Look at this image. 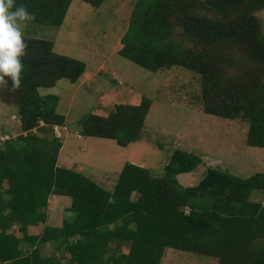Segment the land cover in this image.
Instances as JSON below:
<instances>
[{
    "label": "trees",
    "instance_id": "trees-1",
    "mask_svg": "<svg viewBox=\"0 0 264 264\" xmlns=\"http://www.w3.org/2000/svg\"><path fill=\"white\" fill-rule=\"evenodd\" d=\"M72 1L16 0L32 13L25 23L51 27L63 24ZM81 1L99 7L104 0ZM260 10L264 0H136L119 54L153 73L178 66L198 74L203 112L247 121L246 144L264 149ZM24 38L21 85L0 87V104L16 108L20 124L19 135L0 144V264H160L166 249L206 255L216 264H264V204L252 198L264 196V173L242 178L210 167L183 188L177 175L202 160L175 150L162 176L127 162L106 190L59 167L63 138L52 128H64L65 117L56 111L58 97L40 89L62 79L78 82L86 67L55 53L51 41ZM237 54L253 68L231 74ZM149 109L147 98L119 104L106 117L86 114L75 128L80 136L126 147L141 138ZM49 131L52 138L41 136ZM51 196L71 200L61 226L46 225ZM45 244L52 254L40 253Z\"/></svg>",
    "mask_w": 264,
    "mask_h": 264
},
{
    "label": "rangeland",
    "instance_id": "rangeland-1",
    "mask_svg": "<svg viewBox=\"0 0 264 264\" xmlns=\"http://www.w3.org/2000/svg\"><path fill=\"white\" fill-rule=\"evenodd\" d=\"M135 3L136 0H104L99 7H93L73 0L60 27L21 24L24 36L51 41L55 53L82 61L86 67L78 82L62 79L53 88L40 89L41 95L58 97L56 111L65 117L64 128H52L53 134L55 131L63 138L57 165L80 172L106 190L113 188L127 162L149 169L155 177L162 176L175 150L195 154L202 160L193 172L177 175L178 185L183 188L196 185L210 167L242 178L264 173V149L246 144L248 122L203 112L199 105L198 74L178 66L153 73L120 56ZM255 15L264 36V10ZM235 60L228 66L231 74L253 68L251 62L238 54ZM261 80L264 82V76ZM144 98L150 100V109L142 136L126 147L111 139L80 136L75 128L88 113L106 117L116 105H139ZM15 109L0 104V129L7 133L0 132V144L20 133L19 129L9 127ZM41 136L53 137L51 131ZM254 196L255 201L264 204L263 195ZM51 199L46 225L61 226L63 218L70 214L67 208L71 200ZM42 228L41 225L30 232L39 233ZM53 251L51 244L40 248L42 255ZM122 251L127 252V247H122ZM160 264H216V261L198 253L166 249Z\"/></svg>",
    "mask_w": 264,
    "mask_h": 264
},
{
    "label": "clouds",
    "instance_id": "clouds-1",
    "mask_svg": "<svg viewBox=\"0 0 264 264\" xmlns=\"http://www.w3.org/2000/svg\"><path fill=\"white\" fill-rule=\"evenodd\" d=\"M31 18L24 4L0 0V87H8L9 82L12 89L21 85L27 48L21 24Z\"/></svg>",
    "mask_w": 264,
    "mask_h": 264
},
{
    "label": "crops",
    "instance_id": "crops-1",
    "mask_svg": "<svg viewBox=\"0 0 264 264\" xmlns=\"http://www.w3.org/2000/svg\"><path fill=\"white\" fill-rule=\"evenodd\" d=\"M4 107V106H3ZM5 108H8V107H5ZM11 122H13V123H11V124H9V127L12 129V128H15V131L17 130V129H19L20 130V124H19V122L18 121H16L15 120V117L13 116V115H11ZM4 130L2 129H0V132L2 133ZM4 133V132H3ZM4 134H6L7 135V133H4ZM6 135H4V136H6ZM7 137V136H6ZM5 137V138H6ZM10 138V137H9ZM6 139H8V138H6ZM62 148H63V146H62ZM61 148V149H62ZM61 149H60V151H61ZM60 151H59V153H60ZM59 155V154H58ZM57 160H58V157H57ZM74 171V170H73ZM56 196H51L50 198H49V200H48V204L51 202V198H55ZM70 205H71V202H70ZM70 205H69V207H70ZM69 207L67 208V211L70 213V211H69ZM70 215V214H69ZM48 216H49V214L47 215V218H48ZM66 219V218H65ZM64 218H63V220H65ZM63 220H62V222H63ZM34 229V228H33ZM32 230V229H31ZM34 230H36V229H34ZM46 245V244H45ZM44 246V245H43ZM42 247V246H41ZM53 247V246H52Z\"/></svg>",
    "mask_w": 264,
    "mask_h": 264
}]
</instances>
